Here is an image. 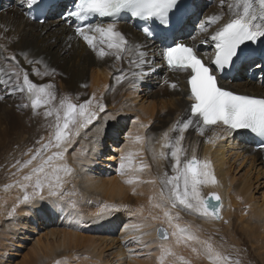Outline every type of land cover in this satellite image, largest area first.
I'll return each instance as SVG.
<instances>
[{
	"label": "snow or ice",
	"instance_id": "snow-or-ice-1",
	"mask_svg": "<svg viewBox=\"0 0 264 264\" xmlns=\"http://www.w3.org/2000/svg\"><path fill=\"white\" fill-rule=\"evenodd\" d=\"M16 2L20 7L36 9L44 15L45 19H40L30 12L22 13L25 17L31 14V18L40 23L46 21V13L51 9V5L44 0ZM217 6V12L206 16L197 25L198 33L206 35L202 42L211 41L214 45L213 57L208 62L201 57L195 45L175 38L177 32L183 31L189 18V6L185 0H73L72 6L60 14L65 21H72L74 18L75 22H84L69 26L74 28L75 36L82 38L98 59L112 57L115 62L128 65L127 70L117 68L119 74L114 75L116 84L127 83L130 89H135L138 81L164 66L169 72L182 73L186 77V95L191 103L161 134L157 141L159 151L151 147L153 136L147 132L149 126L139 123L137 117L134 121L138 125L137 130L135 133H128L126 139L129 147L119 157L118 171L120 175L128 177L124 181L126 184L158 185L157 190L148 197V215L143 216L144 208L139 207L132 214L142 216V222L125 226L126 229L131 227L134 233H139L132 236L134 242L148 248L154 242H145L143 237L150 236L151 232L141 229L153 227L148 223L149 220L160 222L154 227L159 253L156 256L157 264H193L192 257L204 259L208 264H241L239 250L235 246L233 248L237 257L233 259L231 255L220 251L211 236L201 237L198 225L184 221L181 216L184 213L197 219L223 220L221 197L216 192L205 195L202 191L205 187L218 184L211 161L199 158L194 148L191 156H188L183 146L185 133L189 129L201 136L212 130L213 126L222 128L228 134L244 131L255 138L254 143L264 151V97L239 95L226 90L218 85L216 75L217 70L235 68L238 63L241 67L254 66L264 71V50L257 53L254 48H246V45L264 41V0H218ZM225 16L228 17L226 21ZM130 18L139 21L136 27L143 33V41L130 40L119 29V21ZM93 20L98 22H91ZM221 21L224 22L220 23ZM213 25L219 26L209 33V28ZM8 31L7 22H0V33ZM71 39L69 36V40ZM192 39L195 40L196 37L192 36ZM155 40L160 41L158 46L154 44ZM0 49L6 51L2 44ZM156 57H159L160 63H157ZM10 59L15 60L16 57L11 56ZM25 61L29 65L43 63L41 60L28 59L27 54ZM113 67H116L115 63ZM34 72L37 76H47L55 74V69L49 71L45 65L44 72L38 69H34ZM0 73L8 77L4 83L12 94L20 93L27 100L17 107H30L33 116H43L45 126L49 129L47 138L41 136L36 141L37 147L28 148L23 153L28 157L26 160L17 159L11 165L15 171L10 175L17 179L0 186V191L5 194L13 189L19 192L7 211V217L14 224L16 217L31 214L32 209H37L46 200L62 212L71 209L73 211L70 215L75 214L77 201L66 199L77 194L75 191L65 190L68 179L74 175L66 153L77 142V138L84 134V130L99 120V114L105 113L106 104L97 99L95 93L83 103L74 102L69 94L61 95L59 102L55 103L57 94L54 86L34 83L28 72L19 65L0 67ZM165 83L168 81L165 80ZM169 86L176 89L178 84L171 83ZM111 87L105 85V90ZM3 98L0 96V99ZM115 119V113H106L96 126V135L91 138L85 136L88 145H81L73 154L78 163L86 161L89 152L96 151L100 137L105 133L107 121ZM113 131L114 135L119 136L121 129L116 127ZM171 133L178 135L172 136ZM217 137L218 133L213 131L212 138L207 142L214 143ZM145 151L151 153L154 161L168 160L170 156L172 175L164 171L156 178L141 180L139 173L150 166L143 160L134 165V161L137 157H142ZM133 192L135 193V188ZM152 209H158L159 213L153 214ZM115 210L116 205L102 204L94 215L102 217ZM223 222L228 223L227 220ZM177 248L187 249L191 257L178 253ZM148 255H151V251ZM55 264H67V260H57Z\"/></svg>",
	"mask_w": 264,
	"mask_h": 264
},
{
	"label": "bare ground",
	"instance_id": "bare-ground-1",
	"mask_svg": "<svg viewBox=\"0 0 264 264\" xmlns=\"http://www.w3.org/2000/svg\"><path fill=\"white\" fill-rule=\"evenodd\" d=\"M197 1V12L200 14L195 13L197 24L191 27L197 26L206 16L218 11V0H213L208 9H204L207 0ZM225 11H227L226 8ZM23 12L25 10L16 0H2L0 22H7L9 31L0 33V44L6 48V51L0 49L2 53L0 67L19 65L28 72L29 78L34 83L52 84L57 94L55 103H58L59 97L64 94L71 95L76 103H83L95 93L97 99L103 100L106 104V109L105 113L99 114V120L89 125L66 153L74 175L68 179L65 190L77 193L66 199L77 201L75 214L70 215L73 211L71 209L62 212L46 200L41 202L37 209H32L31 214H21L16 217L13 224L7 217V211L10 210L19 192L17 189L11 190L8 194L0 191V225L4 219L8 222H3L5 225L0 239V264H8L6 259L8 255L10 257L16 255V252L8 251L14 247H25L22 243L29 240V234H34L40 228H43L45 234L43 236L41 234L42 237L29 246L27 255L22 261L15 264H55V261L65 259L67 264H157L156 256L159 253L156 249L154 227L160 222L149 220L148 223L153 227L141 229V231L151 232L150 236L143 237L145 242H154L148 248L134 242L132 236L139 233H134L131 227L126 229L125 226L142 222V216L132 214L139 207L144 208L143 216L148 215V197L157 190L158 185L126 184L124 181L128 177L120 175L118 171L119 157L121 152L129 147L126 139L128 133H135L137 130L138 125L134 123L137 117H139V123L149 126L147 132L153 136L151 147L159 151L160 145L157 141L161 134L191 103L186 95L185 75L172 73L160 67L147 76L150 77L149 79L138 81L135 89H130L127 83L116 84L114 75L119 74L117 68L127 70L126 63L115 62L112 57L98 59L83 39L76 37L71 28L58 19H47L40 26L26 19L22 15ZM227 18L225 16L224 20L226 21ZM218 26L210 27L209 33ZM118 27L130 40H144L131 23L119 22ZM69 36L72 37L71 40ZM195 37V40L192 39V44L198 46L199 54L208 62L211 41L203 43L206 35L202 33L197 32ZM154 44L159 45L156 42ZM25 54L28 59L41 60L43 63L29 65L25 61ZM11 56H15L16 59H10ZM156 61L160 63L159 57H156ZM114 63L116 67H113ZM45 65L49 71L55 69V74L37 76L34 69L44 72ZM7 79L4 73H0V96L4 97L0 99V145L12 141L15 136L17 137L13 140L22 136L13 146V157L26 160L28 157L23 153L28 148L38 146H27L30 142L29 135L35 133L37 140L41 136L47 138L49 129L45 126L46 121L43 116H33L30 107L20 109L17 107L26 103L27 100L23 99L20 93L12 94L11 89L4 83ZM165 80L168 83H165ZM171 83H177L178 87L171 88L169 86ZM220 84L232 91L264 96V84H261L260 78L256 76L253 79H247L244 77L243 70L232 82L222 80ZM105 85L112 87L105 90ZM77 96L79 99H76ZM106 113H115L116 119L107 121L105 133L100 137L96 151L89 152L88 159L78 163L73 158V154L81 145H88L85 136L91 138L96 135V126L103 120ZM116 127L121 129L119 136L114 135L113 130ZM213 131L218 133V137L214 143H208L207 141L213 136ZM170 135L175 136L178 133ZM248 140L244 132L228 134L216 126L206 131L204 136L193 129L185 133L182 143L187 150V155L191 156L194 148L199 158H207L211 161L218 184L205 187L202 191L205 195L216 192L221 197V215L228 223L225 224L223 220L197 219L184 213H181V216L184 221H190L194 226H199L201 237L211 236L213 243L220 251L229 253L227 248L216 240L218 238H228L232 243L229 247L233 250V246L239 249L243 244L241 240L245 239L264 262V210L262 205L252 206L253 191L264 184V151H254ZM141 160L150 166L139 173L141 180L156 178L164 171L172 175L170 156L168 160L154 161L151 153L145 151L142 157L136 158L134 165H138ZM11 163H15V160ZM11 165L8 168L9 173L15 171ZM252 174L257 175V177L254 176L256 179L254 181L253 178L251 179ZM15 179L17 177L9 178L10 182ZM102 204L116 205L117 210L109 215L97 217L94 214ZM151 211L153 214L159 213L158 209ZM58 224L59 227L56 226ZM82 227L89 234L77 232ZM149 251H151L150 256ZM176 251L191 257L187 249L177 248ZM192 260L193 264H208L204 259L197 260L192 257Z\"/></svg>",
	"mask_w": 264,
	"mask_h": 264
},
{
	"label": "rangeland",
	"instance_id": "rangeland-1",
	"mask_svg": "<svg viewBox=\"0 0 264 264\" xmlns=\"http://www.w3.org/2000/svg\"><path fill=\"white\" fill-rule=\"evenodd\" d=\"M209 7H206V9H208ZM35 23H37L35 21ZM40 26L42 24H39ZM150 77H146V80L149 79ZM151 81V80H149ZM20 109V108H19ZM30 142L27 144V146H34L36 145V141H37V135L35 133H31L30 135ZM17 136L13 137L16 138ZM22 138L19 137L18 139H15L12 141H8L6 143H2L0 146V186H2L5 183L10 182L9 178H10V173H9V166L12 164L11 161L13 160H17L18 157H13V146L18 143L20 141V139ZM248 166V162L246 163V167ZM245 169V168H244ZM257 177L256 174H252L251 179L254 181L256 180L255 177ZM264 184L260 185V188L257 189L256 191H253V197L254 199L257 198L256 202L254 199H252V202L257 203L254 204L252 203V206L257 207V205L259 204L262 205V209L264 210ZM259 201V202H258ZM261 202V203H260ZM3 222H7L6 219L1 221V225H0V239L1 236H3V232H4V223ZM83 224H85L83 222ZM55 225V224H54ZM59 227V224L56 225ZM39 231V232H38ZM94 231V230H93ZM80 232L81 234H89L87 232V230L85 228L82 227L81 230L77 231ZM45 234V231L43 230V228L36 230V232H34V234H29V240L25 241L24 243H22L23 248H11L8 252H16V255L14 256H9L6 258L8 261V264H15V263H20L22 261V259L24 258V256L27 255V250L29 248V246L34 243V241L38 238H41L42 236ZM156 238V237H155ZM34 239V240H33ZM218 242H220V244L223 247H226L228 250V254L231 255L233 257V259H235L237 257V253L235 250L231 249L229 246H232V243L230 242V240L228 238H218L216 239ZM242 245L240 246L239 250V259L241 261V264H264V262H262L261 257L257 256L256 253L254 252V250L250 247L249 243L246 242V240L242 239ZM225 244V245H224ZM228 245V246H227Z\"/></svg>",
	"mask_w": 264,
	"mask_h": 264
},
{
	"label": "water",
	"instance_id": "water-1",
	"mask_svg": "<svg viewBox=\"0 0 264 264\" xmlns=\"http://www.w3.org/2000/svg\"><path fill=\"white\" fill-rule=\"evenodd\" d=\"M220 203H221V201H220Z\"/></svg>",
	"mask_w": 264,
	"mask_h": 264
}]
</instances>
